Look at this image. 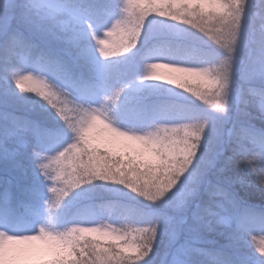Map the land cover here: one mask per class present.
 Here are the masks:
<instances>
[{
	"label": "snow or ice",
	"instance_id": "obj_1",
	"mask_svg": "<svg viewBox=\"0 0 264 264\" xmlns=\"http://www.w3.org/2000/svg\"><path fill=\"white\" fill-rule=\"evenodd\" d=\"M0 264H264L239 0H0Z\"/></svg>",
	"mask_w": 264,
	"mask_h": 264
},
{
	"label": "clouds",
	"instance_id": "obj_2",
	"mask_svg": "<svg viewBox=\"0 0 264 264\" xmlns=\"http://www.w3.org/2000/svg\"><path fill=\"white\" fill-rule=\"evenodd\" d=\"M243 15L256 25L257 30H264V0H239ZM237 15H240L238 10ZM228 102V91L225 89L221 95V103Z\"/></svg>",
	"mask_w": 264,
	"mask_h": 264
},
{
	"label": "trees",
	"instance_id": "obj_3",
	"mask_svg": "<svg viewBox=\"0 0 264 264\" xmlns=\"http://www.w3.org/2000/svg\"><path fill=\"white\" fill-rule=\"evenodd\" d=\"M162 72L166 71L164 69H161ZM173 88L175 87L174 85L172 86ZM187 94V93H186ZM114 227H118V225H113ZM259 240V238H257V241Z\"/></svg>",
	"mask_w": 264,
	"mask_h": 264
}]
</instances>
